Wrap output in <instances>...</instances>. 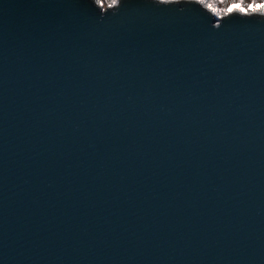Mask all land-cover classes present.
Segmentation results:
<instances>
[{"label":"water","instance_id":"water-1","mask_svg":"<svg viewBox=\"0 0 264 264\" xmlns=\"http://www.w3.org/2000/svg\"><path fill=\"white\" fill-rule=\"evenodd\" d=\"M0 0V264H264V13Z\"/></svg>","mask_w":264,"mask_h":264},{"label":"rangeland","instance_id":"rangeland-1","mask_svg":"<svg viewBox=\"0 0 264 264\" xmlns=\"http://www.w3.org/2000/svg\"><path fill=\"white\" fill-rule=\"evenodd\" d=\"M102 5H109L112 3V0H99ZM118 0H116L117 2ZM262 0H255V6ZM209 3L216 4L220 8L221 11L228 9L230 3H238L242 5H247V8L252 7L253 0H208ZM244 9V8H243Z\"/></svg>","mask_w":264,"mask_h":264},{"label":"snow or ice","instance_id":"snow-or-ice-1","mask_svg":"<svg viewBox=\"0 0 264 264\" xmlns=\"http://www.w3.org/2000/svg\"><path fill=\"white\" fill-rule=\"evenodd\" d=\"M201 3H205V0H200ZM112 3L115 4L116 3V0H112ZM210 7V10L213 11V12H216L217 15H219V11L214 7V6H211L209 5ZM248 6L247 5H242V8H247ZM236 11H241V9H237ZM251 11L253 12H261V13H264V0H262L259 8H257L255 6V0H253V5L251 7Z\"/></svg>","mask_w":264,"mask_h":264},{"label":"bare ground","instance_id":"bare-ground-1","mask_svg":"<svg viewBox=\"0 0 264 264\" xmlns=\"http://www.w3.org/2000/svg\"><path fill=\"white\" fill-rule=\"evenodd\" d=\"M100 2V1H99ZM261 2L262 1H259V3L256 5V7L257 8H259V6H260V4H261ZM101 3V2H100ZM204 4H206V5H211V6H214L218 11H219V13H221L222 11L220 10V8L218 7V5H216V4H212V3H209L208 2V0H205V3ZM238 8V9H241V12H253V11H251V7L250 8H242V4H238V3H230L229 4V7H228V9L229 8ZM215 14H216V12H214Z\"/></svg>","mask_w":264,"mask_h":264}]
</instances>
